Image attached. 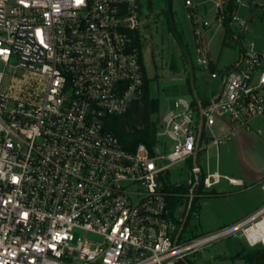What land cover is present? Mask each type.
<instances>
[{
    "label": "built area",
    "instance_id": "2783aa9c",
    "mask_svg": "<svg viewBox=\"0 0 264 264\" xmlns=\"http://www.w3.org/2000/svg\"><path fill=\"white\" fill-rule=\"evenodd\" d=\"M227 1L215 3L221 27ZM185 5L198 25L194 1ZM234 5L239 57L231 66L217 69L203 31L194 30L193 64L219 82L203 105L199 146L198 106L179 98L175 111L160 112L152 146L128 150L105 120L125 115L143 92L142 0H0V62L16 74L6 87L0 72V264H180L237 234L250 249H264V206L216 232L182 239L183 231L176 240L203 191L224 179L240 184L199 163L185 183L167 174L255 119L264 123V49L247 37L264 3ZM171 197L181 198L173 210Z\"/></svg>",
    "mask_w": 264,
    "mask_h": 264
},
{
    "label": "rangeland",
    "instance_id": "374dc122",
    "mask_svg": "<svg viewBox=\"0 0 264 264\" xmlns=\"http://www.w3.org/2000/svg\"><path fill=\"white\" fill-rule=\"evenodd\" d=\"M144 7L143 25L141 28V51L146 74L150 78L151 95L160 101V111L155 116L157 125L160 120V112L175 111L176 101L179 98L193 100L190 85L187 81L188 67L184 64L183 51L170 32L165 10L167 4L164 0H142ZM195 7L200 10L198 15V27L203 31V37L208 47V56L217 63V69L231 66L239 57V48L236 35L240 34V28L235 24L230 26L231 34L225 36V29L219 25L216 19V0H194ZM173 11L178 29L184 34L188 50L194 61L200 55L197 52L195 26L188 17L189 9L185 0H172ZM246 9L240 7L238 16L244 19ZM264 14L261 9L260 15ZM204 22L209 25L204 26ZM248 38L255 42L257 47L264 48V16L262 19L249 22ZM0 72H6L4 86H10L14 75V69L0 62ZM196 86L201 97L211 96L218 87V80L212 79L208 74L196 68ZM21 76V73L17 75ZM258 124V123H257ZM261 134L257 132L247 133V155L254 166H264V128ZM162 142L168 141L162 138ZM171 143V142H169ZM161 151L164 149L161 147ZM216 148H210L207 153L198 157L199 165L206 172L216 171ZM224 151V145L219 150V171L230 177H241L242 165L238 159V152ZM235 154V155H234ZM238 159L234 158V156ZM167 164V161H163ZM193 165V158L180 161L172 165L167 174L171 183H185L189 177V169ZM253 167V166H252ZM215 188L203 191V195L195 199V207L189 217L188 225L183 232L182 239H190L205 234H210L221 229V222L230 215L236 201L230 198L213 194ZM255 249H250L244 240L237 235H230L210 243L196 254L190 255L186 261L180 264H249L242 256Z\"/></svg>",
    "mask_w": 264,
    "mask_h": 264
},
{
    "label": "trees",
    "instance_id": "16d2710c",
    "mask_svg": "<svg viewBox=\"0 0 264 264\" xmlns=\"http://www.w3.org/2000/svg\"><path fill=\"white\" fill-rule=\"evenodd\" d=\"M164 1L166 2V0ZM227 6L230 11V16L225 18V20L223 21V27L225 29V36H228V34L232 33L230 29V22H231L232 12L235 9L234 0H228ZM165 13L167 16V22H168L170 32H172L170 28L167 8L165 10ZM173 14L175 17L174 11H173ZM176 26H177V22H176ZM177 29H178V26H177ZM178 32L180 34L181 39L186 44L184 34L179 29H178ZM183 58H184V64L187 65V60L184 54H183ZM141 60H142V67L144 69V72H146L142 55H141ZM194 72H196V66H194ZM187 81L189 83V77ZM150 82H151L150 78H148L146 74L145 84L143 87V92H142L141 97L136 100H133L128 112L125 115L110 116V117H107L105 120L106 128L112 131L118 137V139L124 145V147L128 150H134L135 147L140 143H145L149 147H151L152 144L154 143L155 134L157 131V122L155 121L154 117L159 114L160 101L158 98H154L151 95ZM195 83H196V75H195ZM200 98L204 106L209 101V98L207 97L200 96ZM170 190L174 192H185L187 189L185 187H182V188L170 187ZM180 199L181 198L179 197H171L169 199L171 210H173L177 206ZM194 207H195V204L193 203L191 206L189 217ZM189 217L187 219L185 229L188 225ZM181 225L182 224H180V227ZM242 259H244L249 264H264V249H256L255 251H250L247 254H244L242 256Z\"/></svg>",
    "mask_w": 264,
    "mask_h": 264
},
{
    "label": "crops",
    "instance_id": "0c3cea01",
    "mask_svg": "<svg viewBox=\"0 0 264 264\" xmlns=\"http://www.w3.org/2000/svg\"><path fill=\"white\" fill-rule=\"evenodd\" d=\"M255 2L262 4L264 3V0H255ZM197 6L198 7L200 6L199 3L197 4ZM198 7H196L194 10L197 17L198 15H200V10L198 9ZM262 10L264 12V9ZM260 13H261V7L258 6L257 9L251 15L250 22L253 21L254 19L255 20L262 19L264 14L261 16ZM192 22L194 24V21ZM194 26L198 27V25L195 24ZM249 39L251 40V38ZM257 48L264 49L262 47H257ZM209 97L210 96H208L207 98ZM263 128H264L263 121L261 119H255L254 121H252L249 130L238 131L232 140L222 144L224 145V151L227 152L237 151L238 156H242V158L240 157V159H238L237 155L234 156V158L238 159L242 165L243 175L241 177H236V178L230 177L227 174H223L219 171V150L222 145L219 147L218 150L216 149L217 150L216 171H218L223 176L237 180L240 184V185H232L226 179H224L220 184L214 187L215 190L213 194L227 196L230 198L235 197V199H233L232 201H236L237 203V205L234 206L232 211L229 212L230 215L227 216V218H225V220L221 222L220 227H225L234 224L236 222L245 220L247 218H250L260 208L264 206V191L261 187L262 183L264 182V166L261 167L254 166L253 162L249 159L250 157L246 156L247 155L246 153L248 151V144L246 143L247 137L245 136L247 135V133H251L254 131L257 132V134H261L263 132L262 131ZM226 129L227 127H222L219 132H224ZM206 170L208 171V168Z\"/></svg>",
    "mask_w": 264,
    "mask_h": 264
},
{
    "label": "water",
    "instance_id": "95a60500",
    "mask_svg": "<svg viewBox=\"0 0 264 264\" xmlns=\"http://www.w3.org/2000/svg\"><path fill=\"white\" fill-rule=\"evenodd\" d=\"M166 4H167L170 28H171V31H172L176 41L181 46L183 54L187 60L189 84H190V88H191V92H192V97H193L194 102L196 103V105L198 106V109H199L200 120H199V131H198V140H197V147H198L200 144V139H201V135H202V131H203V124H204L203 103H202V100L200 98L199 92L196 88L195 72H194V64H193L192 56L188 50L187 45L181 39L180 34L178 32V29H177V26H176L175 17L173 14L172 0H166ZM193 166H194V168H198V155L197 154H194V156H193ZM190 210H191V204L188 206V210L186 212L184 222L178 231L176 240L180 237V235L182 234V232L185 229V225H186L187 219L189 217Z\"/></svg>",
    "mask_w": 264,
    "mask_h": 264
}]
</instances>
